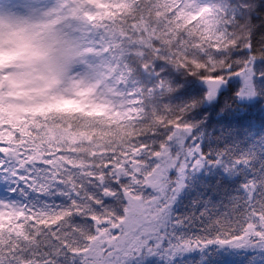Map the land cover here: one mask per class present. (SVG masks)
I'll list each match as a JSON object with an SVG mask.
<instances>
[{"label":"snow or ice","instance_id":"snow-or-ice-1","mask_svg":"<svg viewBox=\"0 0 264 264\" xmlns=\"http://www.w3.org/2000/svg\"><path fill=\"white\" fill-rule=\"evenodd\" d=\"M0 264H264V0H0Z\"/></svg>","mask_w":264,"mask_h":264}]
</instances>
